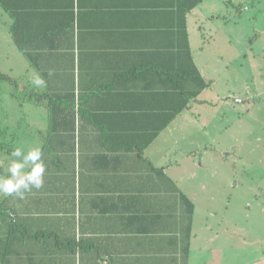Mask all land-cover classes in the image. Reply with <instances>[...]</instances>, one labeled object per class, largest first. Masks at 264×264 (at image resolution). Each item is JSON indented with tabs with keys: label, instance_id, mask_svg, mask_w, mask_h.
Segmentation results:
<instances>
[{
	"label": "crops",
	"instance_id": "crops-1",
	"mask_svg": "<svg viewBox=\"0 0 264 264\" xmlns=\"http://www.w3.org/2000/svg\"><path fill=\"white\" fill-rule=\"evenodd\" d=\"M0 73V175L17 146L47 165L0 197V264H241L225 189L264 187V0H0Z\"/></svg>",
	"mask_w": 264,
	"mask_h": 264
},
{
	"label": "rangeland",
	"instance_id": "rangeland-1",
	"mask_svg": "<svg viewBox=\"0 0 264 264\" xmlns=\"http://www.w3.org/2000/svg\"><path fill=\"white\" fill-rule=\"evenodd\" d=\"M247 71L248 67L245 65L242 68V76L244 78L248 77ZM231 91L232 90L226 91V95H233V97H229L231 104L228 107H231L234 111H237L241 104L234 106V97L237 93L239 94V91ZM227 121L229 120L227 119ZM247 176L248 174H242L241 186L237 187L235 191L233 188L225 189V192L227 194L231 193V196H233L234 192V197H232L231 200L232 202L228 205L231 207V209L226 211V235L229 237L235 229L232 218L235 216L239 217L240 215V222L242 224V252L240 257L241 264H263L264 253L261 251H264V216L262 215L264 214V211L261 210L260 206L264 207V187L259 186V189L258 187L256 189V183H251ZM256 192L258 195H256ZM230 239L233 241V238ZM256 240L257 244L252 245L256 242Z\"/></svg>",
	"mask_w": 264,
	"mask_h": 264
},
{
	"label": "clouds",
	"instance_id": "clouds-1",
	"mask_svg": "<svg viewBox=\"0 0 264 264\" xmlns=\"http://www.w3.org/2000/svg\"><path fill=\"white\" fill-rule=\"evenodd\" d=\"M31 84L41 88L46 86V80L36 74L31 78ZM10 157L12 159L5 169L6 175H0V197L24 199L33 189L39 190L44 186L47 165L41 147L25 151L17 146L11 151Z\"/></svg>",
	"mask_w": 264,
	"mask_h": 264
},
{
	"label": "trees",
	"instance_id": "trees-1",
	"mask_svg": "<svg viewBox=\"0 0 264 264\" xmlns=\"http://www.w3.org/2000/svg\"><path fill=\"white\" fill-rule=\"evenodd\" d=\"M4 79H7L8 80L9 79V76L7 74L0 73V82H2ZM202 86L205 87V83L202 84ZM201 87H200V89H201ZM199 90L198 91H195L192 95L191 94H188L187 95V99L189 100L191 98V96H196L197 93L199 92ZM184 199H185V202H186L187 212H189L190 214H192L194 212V204L188 199V197H185Z\"/></svg>",
	"mask_w": 264,
	"mask_h": 264
},
{
	"label": "built area",
	"instance_id": "built-area-1",
	"mask_svg": "<svg viewBox=\"0 0 264 264\" xmlns=\"http://www.w3.org/2000/svg\"><path fill=\"white\" fill-rule=\"evenodd\" d=\"M236 101L242 102V99L240 97H236Z\"/></svg>",
	"mask_w": 264,
	"mask_h": 264
}]
</instances>
